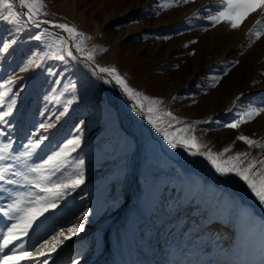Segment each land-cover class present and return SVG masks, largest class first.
<instances>
[{
    "label": "rangeland",
    "instance_id": "1",
    "mask_svg": "<svg viewBox=\"0 0 264 264\" xmlns=\"http://www.w3.org/2000/svg\"><path fill=\"white\" fill-rule=\"evenodd\" d=\"M10 2L21 15L16 22L0 0V92L14 81L0 113L15 99L12 114L0 121V147L10 145L0 169L6 179L19 180L77 137L79 146L62 165L64 176L84 162V183L45 214L40 234L67 235L81 219L84 230L71 239L60 237L63 243L50 258L40 259L264 264V203L239 176L217 173L204 156L173 148L158 130L187 127L182 135H194L200 151L231 149L224 159L237 153L264 159V112L235 129L225 126L250 108H264V35H252L264 14L253 13L233 30L210 21L222 0H43L47 15L37 19L48 23L37 26L27 21L19 0ZM55 24L86 38L83 54ZM61 39L76 59L57 53ZM93 49L94 58L85 59ZM60 54L65 60L55 58ZM101 68L115 69L139 95L129 96ZM152 102L155 114L148 112ZM164 112L175 119L163 117L154 126L150 118ZM240 136L259 146L250 147ZM37 140L43 142L26 157L27 146ZM28 191L35 190L0 182V230L11 223L5 215L9 205Z\"/></svg>",
    "mask_w": 264,
    "mask_h": 264
},
{
    "label": "snow or ice",
    "instance_id": "2",
    "mask_svg": "<svg viewBox=\"0 0 264 264\" xmlns=\"http://www.w3.org/2000/svg\"><path fill=\"white\" fill-rule=\"evenodd\" d=\"M185 2H187V0H185ZM2 3L4 7L9 9V16L18 22L21 14L12 11L13 4L10 0H2ZM222 4V10L210 17V21L214 26L220 23H226L231 29L236 30L239 29L253 13L260 12L264 14V0H222ZM19 5L27 9L26 16L28 22L37 24V26L40 23H48V21L37 19L40 15H47V13L42 11L43 8L46 7L43 0H19ZM256 25L260 27L257 30H253L252 35L259 39L264 35V20H257ZM53 27L62 29L66 32L75 42L74 47L76 51L83 54V45L85 44L86 38L83 37L81 33H78L75 28L69 27L66 24H55ZM36 39H41V37L37 36ZM56 48L57 53L63 51L66 53L67 57L71 59L77 58L73 55V52L68 48L67 42L63 39H61ZM94 52L95 49L88 52L84 58L92 60L94 58ZM55 58L63 61L65 60V55H56ZM99 71L106 72L113 76L116 83L121 85L129 96L135 97L139 95L133 93V90L128 87L125 81L116 74L115 69L101 68ZM13 83L14 81H8V85L4 86V91L0 92V103L4 102L5 98L9 96L11 92L10 86ZM14 105L15 99L8 102L7 110L0 113V121H3L5 117L12 114ZM148 112L152 114L157 112V102H152V106L148 108ZM261 112H264V108H250L241 114L240 121L229 123L225 126L235 129L239 126L240 122H247V120L259 115ZM163 117L175 119L172 113L164 112L162 114H156L154 119L150 118V122L156 126L157 122L162 121ZM245 117L247 119H245ZM51 126V124L44 123L40 125L41 128ZM171 126L172 125L169 124V127ZM158 130L162 131L164 138L173 148L180 145L190 151L191 155L204 156L212 164L217 173L221 175L234 173L239 176L248 184V187L259 198L261 203H264V159L248 160L246 153H237L236 155L224 159L225 153L229 152L231 149L226 148L220 153H213L211 150L202 152L200 148L203 146L198 143L194 135H182L188 133L189 128L187 127L180 128L173 132L163 131L159 128ZM0 135H3V133H0ZM238 139L244 141L250 147L259 146L256 141L247 137L240 136ZM42 142L43 140H37L28 145L27 147L29 150L24 155L26 157L31 156L33 151L39 148ZM79 144L80 140L78 137L68 140L60 151L50 156L44 162V165L39 168H29V174L23 175L19 180L6 179L4 175L5 169H0V182L15 184L21 187L27 186L35 190L28 191L25 195L19 197L14 203L9 205L5 212V215L10 219L11 223L5 229L0 230V264H19L22 260L32 261V264H48V259L40 258H50L51 254L56 251V246L63 243L60 237H63L64 240L71 239L72 236L84 230L83 219H81L79 225L67 228V235L64 231H61L48 239L47 237H42L40 234L42 226L48 219L45 214L56 209L59 202L66 195H69L72 190H75L84 183L83 160L79 161L77 166L78 171L73 175L64 176L62 168V165L66 167L64 161H66L71 152L76 150ZM9 147L10 145L0 147V160L7 158ZM257 165H260L258 169ZM254 169L257 170L253 171ZM57 173H59V175H57ZM31 174L35 175L33 176ZM53 177H56V179H53ZM21 181L23 183H21ZM40 193H43V195H40ZM87 215L88 213H84V216ZM41 217L44 219L42 220ZM37 221H39V223H37ZM25 238L28 239L25 240ZM26 244L28 245L27 247Z\"/></svg>",
    "mask_w": 264,
    "mask_h": 264
},
{
    "label": "bare ground",
    "instance_id": "3",
    "mask_svg": "<svg viewBox=\"0 0 264 264\" xmlns=\"http://www.w3.org/2000/svg\"><path fill=\"white\" fill-rule=\"evenodd\" d=\"M173 153H177V151H172ZM190 156V155H189ZM134 162H136V161H134ZM137 163V162H136ZM136 163H134L133 164V168H132V172H131V180H130V182L132 183V185H133V176H135V174H136ZM132 186H130V188H131ZM204 190V189H203ZM248 210L250 211V213L252 214V216L253 217H255L256 219H259V217H257V215L253 212V210L250 208V207H248ZM201 236H203V234H201ZM205 237V236H204ZM203 238V237H202ZM202 238H200V240L199 241H203L202 240ZM219 246H223V244H220ZM225 255H226V253H225ZM216 255H214V257H215ZM225 258V257H224ZM223 258V259H224ZM218 261H220V260H217L215 263H220V262H218Z\"/></svg>",
    "mask_w": 264,
    "mask_h": 264
},
{
    "label": "water",
    "instance_id": "4",
    "mask_svg": "<svg viewBox=\"0 0 264 264\" xmlns=\"http://www.w3.org/2000/svg\"><path fill=\"white\" fill-rule=\"evenodd\" d=\"M91 67L95 70V71H97V69H96V67L94 66V65H91ZM170 150H171V148H170ZM185 157V156H184ZM247 203V202H246Z\"/></svg>",
    "mask_w": 264,
    "mask_h": 264
}]
</instances>
